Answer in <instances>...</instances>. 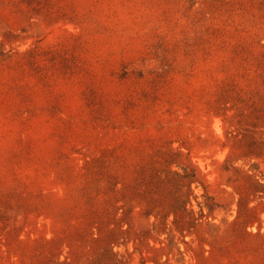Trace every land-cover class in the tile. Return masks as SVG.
Instances as JSON below:
<instances>
[{
	"label": "rangeland",
	"instance_id": "obj_1",
	"mask_svg": "<svg viewBox=\"0 0 264 264\" xmlns=\"http://www.w3.org/2000/svg\"><path fill=\"white\" fill-rule=\"evenodd\" d=\"M0 264H264V0H0Z\"/></svg>",
	"mask_w": 264,
	"mask_h": 264
}]
</instances>
